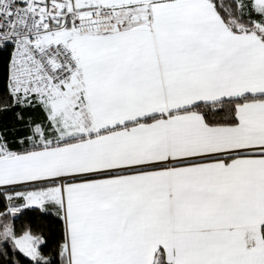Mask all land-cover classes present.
Returning a JSON list of instances; mask_svg holds the SVG:
<instances>
[{
  "label": "snow or ice",
  "instance_id": "obj_1",
  "mask_svg": "<svg viewBox=\"0 0 264 264\" xmlns=\"http://www.w3.org/2000/svg\"><path fill=\"white\" fill-rule=\"evenodd\" d=\"M0 264H264V0H0Z\"/></svg>",
  "mask_w": 264,
  "mask_h": 264
}]
</instances>
